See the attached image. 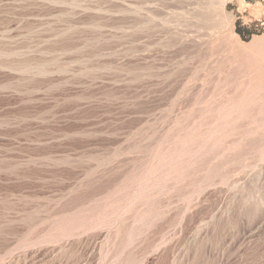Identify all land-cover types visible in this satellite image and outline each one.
<instances>
[{
    "label": "rangeland",
    "instance_id": "obj_1",
    "mask_svg": "<svg viewBox=\"0 0 264 264\" xmlns=\"http://www.w3.org/2000/svg\"><path fill=\"white\" fill-rule=\"evenodd\" d=\"M0 264H264V0H0Z\"/></svg>",
    "mask_w": 264,
    "mask_h": 264
},
{
    "label": "trees",
    "instance_id": "obj_2",
    "mask_svg": "<svg viewBox=\"0 0 264 264\" xmlns=\"http://www.w3.org/2000/svg\"><path fill=\"white\" fill-rule=\"evenodd\" d=\"M237 33H238L239 35H242L241 31H240V30H238V29H237Z\"/></svg>",
    "mask_w": 264,
    "mask_h": 264
}]
</instances>
